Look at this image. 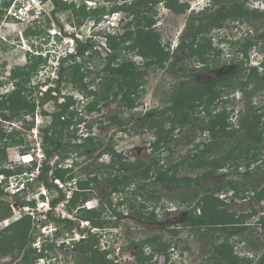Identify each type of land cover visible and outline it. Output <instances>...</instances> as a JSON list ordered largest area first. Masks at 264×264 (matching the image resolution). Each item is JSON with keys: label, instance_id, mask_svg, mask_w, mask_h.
Returning a JSON list of instances; mask_svg holds the SVG:
<instances>
[{"label": "trees", "instance_id": "trees-1", "mask_svg": "<svg viewBox=\"0 0 264 264\" xmlns=\"http://www.w3.org/2000/svg\"><path fill=\"white\" fill-rule=\"evenodd\" d=\"M40 1H49L53 6L52 13L77 9L76 3H79L81 8L78 12L75 11L78 17L77 23H80L81 18L86 15H91L97 21L100 20L101 16L108 14L106 2L111 0H100L101 3L90 8L89 11L85 9L84 0ZM114 1L109 12L122 11L124 18L132 17L124 22L121 33L113 32L104 35L108 48L103 58L104 62L96 72V81L94 82V78L90 81L84 80L88 73L83 69L85 66L82 64L84 60L81 57L84 54L93 57L101 52L99 53L96 49V43L92 37L84 40L77 38L75 39L76 53L59 57L58 77L52 79L53 83L46 84L44 90L39 91L40 96L36 97L38 106L51 101L55 107V111L50 114V122L39 127L40 145L43 152V158L39 162L35 159L27 167L23 163L14 167L5 165L7 147L22 144L25 140L22 130H30L34 126V121L33 119L29 122L24 121L19 128L11 127L10 130H6L3 123L10 122L13 117L7 112L9 105L5 95L0 93V174H5L7 177L23 175L25 178V188L11 195L14 197L13 202L17 206H34V200L25 198L26 194L38 183L49 189L57 190L58 194L50 200L51 205L55 206L66 199V194L57 186L54 179H59L64 183L75 181L76 188L66 199L65 208L69 213L79 215L88 221L91 226L105 229L109 226L106 217L123 215L122 211L117 210L115 204L120 205L127 200L122 197L124 191L129 192L127 196L130 198L128 200L130 202L127 206L138 213L136 218L139 221H156L154 210H142L146 201L157 203L160 197V194H156L158 190L149 189L146 182L157 178L164 189L175 190L181 187L188 189L190 185L198 184L203 179L207 181L219 174L221 169L227 168L229 170L224 176H230L229 178L218 176L210 183L191 189V194L181 198V201L188 207L182 224L195 228L198 231L199 239L210 240L212 254L208 259L212 260L211 264H250L253 258L247 255H237L234 248L237 241H232L231 238L238 235L246 241L243 236L249 231L251 237L247 239L249 244L255 249L264 246L263 240L254 242L258 236L264 238V226L258 236L252 240V231L257 224L248 222V219L257 214L253 200L258 202L264 198V105L258 107L249 98L254 92L264 89V60L254 65L248 66L247 64L250 48L259 42L260 37L252 40L248 34L242 39L229 40L233 46L237 45L235 51L242 55V59L235 61V67L228 70L220 68L222 65V61L219 59L221 49L215 47L208 34L213 29L224 28L233 21L248 22L252 25L259 23V27H262L264 20H261L264 19V12L258 9H249L246 6V0H210L204 8L196 12H189L173 52H186L189 61L196 59L202 65L201 67L190 66L186 59V61L181 60L177 67L171 68V71L186 77L190 74L189 72L195 73L200 70L207 72L219 68L221 70L203 80H196L192 76L187 81L176 82L162 108H152L135 120L133 125L136 131L147 129L154 136L151 141L154 156L149 161H145L135 153L134 159H125L124 155L116 153L108 142L104 145V141L91 134H87L81 143H77L76 139L79 136L70 130L72 117L76 113V108L73 107L76 101L71 95L61 96V82L63 80L71 82L86 97L87 102L81 109H85L87 113L99 112L102 105L106 106L117 98L120 110L130 111L137 107L139 89L145 82L149 70L164 67L168 59H171L172 66L175 64L173 61L175 55L171 53L169 43L161 42L160 33L153 26L156 5L162 3L165 8L178 14L185 13L189 3L187 0ZM11 2V0H0V13L6 10ZM38 22L39 19L32 21V24ZM226 40L228 39L225 37H219L220 42ZM126 41L130 42L124 44ZM130 52H133L138 60L134 59L132 55L129 56ZM28 55L30 57L38 55L36 56L38 59L26 70L29 74L42 61L48 60V57L42 54L29 52ZM76 57L80 60L69 61L70 58ZM17 70L12 69L13 79ZM46 82L48 83L47 80ZM93 83L95 87L90 88ZM15 84L12 92L18 97H27L32 89L36 88L30 87V85L25 87L24 84L17 82ZM237 89L242 91L246 101L234 122L226 103L229 101L227 96ZM25 90H29V92L27 93ZM59 96L63 100L58 101ZM11 110L18 111L17 108H11ZM104 117L105 119L100 123L107 121L120 128H125L123 126L127 124L117 112ZM87 127L89 130L91 129V125ZM184 129H187L186 142L195 143L194 151L169 166H163L160 163L161 152L169 151L170 153L172 151L170 144L176 137L174 131ZM196 131L199 132V135H205L199 142H195L198 138ZM29 150V147H25L21 149V152L26 153ZM92 150H97L96 154L91 153ZM75 151H81V154L88 157H99L103 153H110L112 158L104 164V167L91 166L92 163L84 164V170L80 173L85 177L76 178L71 167L61 164ZM55 155L58 159L51 164L49 160ZM181 164H187L195 172L191 175L181 174L179 171ZM253 165L261 168V174L259 177H255L256 180H251V176L254 177L250 171ZM36 168L38 173L30 176L29 174ZM102 187H104L103 195L100 192ZM93 188L97 190L95 197L98 199V206L87 208L84 206V202L93 196L91 192ZM4 189L5 186L0 183V220L12 215V205L4 199L7 195ZM229 189L232 190L233 197L246 198L250 207L248 211L239 212L238 209H230L226 201L217 196L218 192ZM117 194H119L118 199L114 203L113 198ZM140 195L143 196L142 200H138ZM103 207L108 208L107 216V211H104ZM46 214V221L51 220L57 225L56 237L65 229L77 228L81 233L87 232L84 237L72 241L76 252L74 254L78 257L80 255L88 257L87 264L118 263L115 258L108 257L113 249L99 250L97 234L90 232L87 228L79 227L73 219L61 218L51 211ZM43 222L42 220L41 223ZM257 223L264 225V215L260 216ZM112 224L116 226L115 223ZM34 229L35 220L33 215L28 212L22 213L17 219L1 228L0 254L11 255L14 258L19 256L15 264H32L38 257L46 254L45 249L56 251L55 245L51 242H43L41 250L38 251L32 244L35 237L32 234ZM212 231L214 239L208 237ZM172 232L177 234V231ZM218 239L219 241H217ZM172 244V241H164L160 234L155 233L144 239L132 241L129 246L135 249V261L138 264H147L152 261L155 253L168 252ZM148 245L151 246V251L145 254L143 249ZM64 246V244L61 245L62 248ZM216 252H219L220 255H216ZM255 264H264V250L258 255Z\"/></svg>", "mask_w": 264, "mask_h": 264}, {"label": "rangeland", "instance_id": "rangeland-1", "mask_svg": "<svg viewBox=\"0 0 264 264\" xmlns=\"http://www.w3.org/2000/svg\"><path fill=\"white\" fill-rule=\"evenodd\" d=\"M11 1L13 3H17L16 6H22V8L15 12L13 8L8 7L0 13V93L5 95V99L9 105L7 112L13 117L10 122H4L3 127L6 130H10L11 127L19 128L24 121L29 122L32 119L34 121V126L30 130H22L23 135H25V140L22 144L7 147V161L5 162V165L14 167L23 163L19 162V154L22 153L21 149L25 147H29V151L37 156L38 162L43 158V152L40 145L41 138L39 134V127H43L50 122V114L55 111V107L51 101H47L42 106H38L36 97L40 96V90H44L46 86L45 84L47 83L46 80L48 81L47 84H49L53 83L52 79H56L58 77L60 64L58 56H64L68 50L70 51L74 47V43L71 44V35L81 40L92 37L96 43V49L99 53L101 52L100 54H95L93 57H89L88 54H84V56L81 57V59L84 60L82 62L85 66L83 69L88 73L84 80L90 81L93 80V78L95 79L97 74L96 72L101 68L104 62L103 58L105 57L108 48L106 42L107 40L104 39V35L107 34L108 31L111 33H121L123 31L122 25L132 16L124 18V13L122 11H116L113 13L109 12V9H111L115 3L114 0H111L108 3L106 2L108 14L101 16L100 20L97 21L91 17V15H86L81 18L80 23H77L78 17L76 15V11L78 12L81 8L79 3H76L77 9H66L52 13L51 10L53 6L49 1H47L39 4L37 9L42 11L39 22L32 24V22L29 21L34 20L31 19L32 16H29V12L27 13L26 10L27 5L32 6L30 5L32 0ZM187 1L189 3V7L185 13H174L165 8L162 3L157 4L155 7V23L153 26L155 30L160 33L161 42L169 43V49L171 53L175 55V57H173L175 64L172 66V61H170L171 59H168L164 67L149 70L147 76L145 77V82L139 89V103L137 104V107L130 111L120 110V103L117 98V100H114L106 106L102 105L99 112L92 111L91 113H87L85 109H81L87 102L86 97L78 91L71 82L67 80H63L61 82V96L71 95L76 101L73 106L76 108V113L72 117V126H70V130L74 131L76 136H79L78 139H76L77 143H81L84 136L91 134L104 141V145L108 142L111 146H113L115 152L123 154L125 159H134V153L139 155L145 161H149L154 156V152L151 147V141L154 137L153 133L147 129L136 131L135 126L133 125L135 120L145 115L148 110L152 108H162L166 104L169 93L175 86L176 82L180 83L187 81V79L192 76L194 79L196 78V80H203L208 77L206 72L201 70L195 73L189 72L190 74L186 77L174 74V72L171 71V68L177 67L181 60L186 61L187 59L186 52H172V50L178 42L179 35L184 28L189 12H196L204 8L210 0ZM84 2L85 9L87 11L101 3L100 0H84ZM246 6L249 9H258L264 12V0H246ZM263 20L264 19L261 21ZM110 23H114L115 26L111 27ZM248 34H250V39L252 40L260 37L259 42L252 46L248 53L249 58L247 60V64L249 66L250 64L254 65L264 60V26L259 27V23L252 25L248 22L241 23L233 21L229 22L228 26L221 29H213L208 34V36L212 38L215 47L221 49L219 57L222 61V65L220 66L221 69L223 67H230L233 63H235V61L242 59V55L237 54V51H235L237 45L233 46L230 44L229 40L242 39ZM219 37H225L228 40L220 42ZM129 42L130 41H126L124 44H128ZM29 49L34 50L35 52L37 49H41L42 55H47L48 57V61H42L35 67L31 74L27 73L26 70L31 67L30 65H32L36 59H38L36 57L38 55H31L30 57L28 55ZM128 55H132L134 56V59L138 60L133 52H130ZM79 60L80 59L77 58H70L69 61L75 62ZM187 61L189 60L187 59ZM189 64L194 67H201L202 65L196 59L190 60ZM24 65L26 68H23L25 67ZM14 68L15 70H18L14 75L15 78L13 79L12 69ZM14 81L19 84H24L25 87L30 85V87L36 88L32 89L29 96L18 97L12 92L14 86H16ZM95 81L96 79L94 82ZM94 87L95 84H91L90 88ZM29 90H31V88H29ZM29 90L25 91L28 93ZM61 96H59L58 101L63 100ZM227 97L229 101L226 103V106L231 112L230 115L232 116V120L235 122L238 117V112L245 106L246 97L243 95L242 91H238V89L229 94ZM249 98H251L256 106H263L264 89L254 92ZM11 108H17L18 111H12ZM42 111L46 113H43ZM114 112H117V114L122 117L123 121L127 122V124L123 126L125 128H120L116 124L109 123L107 121L100 123L101 120L105 119V115L112 114ZM88 125H91L90 130L87 127ZM186 134L187 129L174 131V135H176V137L173 138L174 140L170 144L172 146V151L170 153L169 151H162L160 154V163H162L163 166H169L170 164L180 160L184 155H188V153L194 151L193 145L195 143H187ZM196 134L198 135V138L195 142H199L205 137L204 134L199 135V132L197 131ZM81 151L73 152L71 156H68L61 162V164L65 167H71L73 169V173L76 174V178L85 177L84 174L80 173L84 170V164L92 163L91 166L104 167V164L108 163V161L112 158L110 153H103L99 157H88L81 154ZM96 152L97 150L91 151L93 154H96ZM57 159L58 157L55 155L49 161L53 164ZM23 165L27 167L30 165V162L23 163ZM254 165H256V163H254ZM254 165L250 169L251 174L254 176H251V180L255 179V177H259L261 174V168H257ZM179 166L181 174L191 175L195 172L191 170L187 164H181ZM227 170L229 169H221V172H219L216 176H213L207 181L203 179L198 184L194 183L190 185V188L188 189L185 187L175 190L164 189L161 187L157 178L150 180V182H146V186H148L149 189L155 188L158 190L156 194H160V197L157 203L146 201L145 207L142 210H154L157 218L156 221H139L136 218L138 213L129 209L127 206L128 202H130L128 201L130 198L127 196L129 194L128 191L123 192L122 197L124 199L127 198V200L120 205L116 203L119 194L114 195L115 198H113V202L116 203L115 206L117 210L123 212V215L119 217H106V220L109 221V226L105 229L99 228L100 232L95 233L99 239V250L102 251L104 250L103 248L113 249L111 254H108V257L118 260L117 264H138L135 262V250L133 247H130L129 244L132 241H138L158 233L162 236V240L172 241L173 248L170 247L166 253H155L152 257V261L147 264H211L212 260L208 259V257L212 254L210 240H207L206 238L199 239L197 234L198 231L195 228L182 224L188 207L181 201V198L191 194V189L199 187L198 185L210 183L218 176L223 177ZM34 173L36 174V170ZM224 177L229 178L230 176ZM0 179H2L1 175ZM19 180L20 179L18 178L14 179L10 177L7 182H1L2 186L6 185L4 191L7 195H5L4 199L9 201L12 205L11 211L15 218L19 217L24 211H28L33 214L35 229L32 234L35 236L33 240V246L35 248L43 242L52 243L54 238H60V240L66 238L70 241L80 237L78 235L77 228L72 230L65 229L58 237L55 235L51 237V235L43 234V225L47 226L45 231L49 234H51L54 229H58L57 225L51 220L44 221L45 219L43 215V211L50 208V204L48 205V203L57 195V190L53 188L49 189L44 185L37 183L33 186L32 190L26 194L25 198L28 200L29 197L34 200V208L17 206V204L13 202L14 197L11 196V194L16 191V184ZM62 183L64 186L61 189L66 192V195H69L70 191L74 188V185H68L64 182ZM103 188L104 187L101 188L102 191L99 189L102 195ZM91 192L93 193V196L89 198L87 203L90 207L98 206V199L95 197L97 190L93 188ZM220 194H222V197L219 196ZM232 195L233 192L231 189L224 190L217 194V196L226 201L230 209H238L239 212L249 210L250 207L248 206L249 204L247 203L246 198H236ZM142 198L143 196L140 195L138 200H142ZM155 198H153V200H155ZM64 203L65 201L57 203L56 206L53 207L52 211L60 213V215H64L62 212L63 209L67 214L66 216L73 219L75 224L79 225V227H86L88 222L82 219L79 215L66 211ZM253 205L257 210V214L248 219L249 223L253 221L257 224L252 231V240L255 236H258L263 227V224L257 223V221L260 219V215L264 214V198L260 199L258 202L253 200ZM103 208L104 211H107V216L108 208ZM41 220L44 222L41 223ZM4 223H6V221H4ZM112 223H115L116 226H113ZM1 228H3L2 224H0V229ZM172 231H177V234H174ZM212 233L213 231L210 232L211 235H208V237L210 236L211 239H214V235ZM243 237L246 241L242 239V236L240 237L238 235L231 238L232 241H237L235 243L236 246L234 247L236 249V254L240 256L247 255L248 257L253 258L250 264H255L258 255L264 250V246L259 249H255V247L253 248L247 240L251 238L249 231H247ZM258 239L254 240V242L260 240L264 241L262 236H258ZM217 241H219V239ZM55 249L56 251L49 250V255H55L59 264H87L89 261L88 257H82L83 255L78 257L74 254L76 252L72 246V242L64 248L56 247ZM143 251L147 254L151 251V246H145ZM215 254L220 255L219 252H216ZM18 259L19 256L17 259H14L11 255L7 256L0 254V264H14V262ZM51 259L53 260L54 258Z\"/></svg>", "mask_w": 264, "mask_h": 264}, {"label": "clouds", "instance_id": "clouds-1", "mask_svg": "<svg viewBox=\"0 0 264 264\" xmlns=\"http://www.w3.org/2000/svg\"><path fill=\"white\" fill-rule=\"evenodd\" d=\"M36 1V0H35ZM34 0H32V2H30L31 4L30 5H32V6H28L27 5V13L29 12V16H32V20H37V19H39L40 18V15H41V13H42V11H40V9H37L38 7H39V4H41V3H44V2H41L40 0H37L36 2H35ZM210 2V1H209ZM209 2H208V4H209ZM29 3V2H28ZM27 3V4H28ZM207 4V5H208ZM17 5V3H13V2H11V5L9 6V7H11V8H13V10H15V12L16 11H19L21 8H22V6H16ZM206 5V6H207ZM32 11V12H31ZM113 13V12H112ZM12 14V13H11ZM14 15V14H13ZM105 15H107V14H105ZM104 16V15H103ZM29 22H32V21H29ZM34 22V21H33ZM110 26L111 27H114L115 25H114V23H110ZM108 33H111L110 31H108ZM113 33V32H112ZM75 39H77V37H75V36H73V35H71V44L72 43H74V47L72 48V50H68L67 51V53H65V55L64 56H66V55H74L75 53H76V51H75ZM79 39V38H78ZM177 44V43H176ZM176 46V45H175ZM39 51H40V53H39ZM29 52H31V53H33V54H42V50L41 49H37L36 50V52L34 51V50H30L29 49ZM172 52H173V50H172ZM43 56H47V55H43ZM64 56H58V57H64ZM77 59H79L78 57H76ZM75 58V59H76ZM48 59V58H47ZM48 61V60H47ZM47 84V83H46ZM45 84V85H46ZM19 158H20V161L19 162H23V163H28V162H32L33 160H35V159H37V156H35V154H33V153H31L30 151L29 152H26V153H20L19 154ZM38 160V159H37ZM38 162V161H37ZM36 170V174L38 173V169L36 168L35 169ZM34 170V171H35ZM34 171L32 172V173H28L30 176H33V175H36L35 173H34ZM1 176H2V179H0V183L1 182H7L8 181V179H10V177H12V178H14V179H20L19 181H18V183L16 184V191L14 192V193H12L11 195H13V194H16V193H18V192H20L22 189H24L25 188V178H24V176L22 175V176H6L5 174H0ZM54 182L57 184V186L61 189V188H63V183H62V181H60L59 179H54ZM7 184V183H6ZM68 185H74L73 187V189H75L76 188V185H75V181H70V182H68L67 183ZM6 186V185H5ZM72 189V190H73ZM62 190V189H61ZM72 190L70 191V194L69 195H66V199H68L69 197H70V195H71V193H72ZM63 191V190H62ZM63 192H65V191H63ZM222 192V191H221ZM218 193H220V192H218ZM217 193V194H218ZM57 194H58V192H57ZM65 194H66V192H65ZM220 197H222V194H220L219 195ZM28 199H30L29 197H28ZM66 199L65 200H62V201H60L59 203H61V202H63V201H65L66 202ZM89 200H87V201H85L84 202V206L85 207H87V208H91L89 205H88V202ZM43 202V201H42ZM50 204V205H49ZM48 205H49V207L50 208H48L47 210H44L43 211V215H44V221H46V217H47V212L48 211H51V212H53L52 211V209H53V207L54 206H52L51 205V203H50V201H49V203H48ZM64 205H65V203H64ZM22 206V205H21ZM35 206V205H34ZM34 206H32V207H30V206H28V205H23V207H25V208H34ZM56 206V205H55ZM26 210H29V209H26ZM67 211V210H66ZM24 212H28V211H24ZM23 212V213H24ZM62 212L64 213V215H60V213H56V212H53V214H55L56 216H59V217H61V218H64V217H67V218H70V217H68V216H66L67 214H66V212L62 209ZM28 213H30V212H28ZM30 214H32V213H30ZM21 215V214H20ZM33 215V214H32ZM264 215V214H263ZM260 216H262V215H260ZM18 218V217H17ZM17 218H15L13 215H11V217L9 216V217H6V218H4V219H2V220H0V224H2V226L3 227H5V226H7L11 221H13V220H15V219H17ZM71 219V218H70ZM4 221H6V223H4ZM41 222H42V220H41ZM88 222V221H87ZM46 225H43V227H42V231H43V234H47V235H51V237L52 236H54L55 235V232H56V229H54L53 230V232L51 233V234H49V233H47V231H45V229H46ZM81 228H87L90 232H92V233H98V232H100V230H99V228L98 227H94V226H91L90 225V223L88 222V225L86 226V227H81ZM87 232H80L79 230H78V235L80 236V237H78V238H76V239H72V240H67L66 238H63V239H61L60 240V238H54L53 239V241H52V243L55 245V248L56 247H61V245L62 244H64L65 246L64 247H66V246H68V245H70L71 244V242L72 241H77V240H79V238H81V237H84V234H86ZM66 242H67V244H66ZM33 244V243H32ZM42 244H40V245H38V247H36L37 249H38V251L39 250H41L40 248L42 247L41 246ZM63 247V248H64ZM62 248V247H61ZM134 248V247H133ZM103 249H106V248H103ZM135 250V249H134ZM45 255L44 256H41V257H38L32 264H59L58 262H57V258L55 257V255L54 256H52V255H49V249H45ZM109 254H111V253H109ZM3 255H5V254H3ZM134 255H135V253H134ZM7 256H10V255H7ZM110 256V255H109ZM12 257V256H11ZM51 258H54L53 260L51 259ZM17 259V258H16ZM116 260V259H115ZM18 260H16V262H17ZM118 261V260H117ZM136 262V261H135ZM137 263V262H136Z\"/></svg>", "mask_w": 264, "mask_h": 264}, {"label": "flooded vegetation", "instance_id": "flooded-vegetation-1", "mask_svg": "<svg viewBox=\"0 0 264 264\" xmlns=\"http://www.w3.org/2000/svg\"><path fill=\"white\" fill-rule=\"evenodd\" d=\"M235 67V63H233V65L232 66H228V67H223L222 69H224V68H226V69H228V70H230V69H232V68H234ZM203 72H206V71H203ZM207 72H209V71H207ZM206 72V73H207ZM251 223H253V221H251ZM263 224V223H262ZM262 226H264V225H262ZM172 247V246H171ZM173 248V247H172ZM12 258H14V257H12ZM14 259H16V258H14ZM13 260V259H12ZM16 263V261L14 262V264Z\"/></svg>", "mask_w": 264, "mask_h": 264}, {"label": "water", "instance_id": "water-1", "mask_svg": "<svg viewBox=\"0 0 264 264\" xmlns=\"http://www.w3.org/2000/svg\"><path fill=\"white\" fill-rule=\"evenodd\" d=\"M219 71H220V69H219ZM219 71H218V69H216V70H213V72H212V71L207 72V73H206V74L208 75L207 78L211 77L212 75L217 74ZM212 73H213V74H212Z\"/></svg>", "mask_w": 264, "mask_h": 264}]
</instances>
